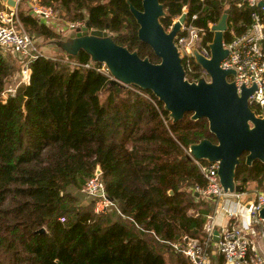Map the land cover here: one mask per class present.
<instances>
[{
	"label": "trees",
	"instance_id": "16d2710c",
	"mask_svg": "<svg viewBox=\"0 0 264 264\" xmlns=\"http://www.w3.org/2000/svg\"><path fill=\"white\" fill-rule=\"evenodd\" d=\"M40 1L158 60L138 39L126 0ZM130 1L141 6V0ZM160 1L164 27L183 12H197L196 23L206 25L227 8V39L249 21V6L235 0ZM16 9L31 36L59 37L21 2ZM10 56L0 47V91L15 72ZM86 62L83 50L38 54L30 61L29 83L0 100V264H192L165 241L199 236L213 211L208 199L195 196L204 178L182 148L202 137L215 141L206 118L186 113L173 122L150 90L112 83L97 69L100 63ZM193 67L191 80L202 76L201 67ZM97 167L115 204L100 213L82 190ZM255 169L241 161L235 176L255 178Z\"/></svg>",
	"mask_w": 264,
	"mask_h": 264
},
{
	"label": "water",
	"instance_id": "95a60500",
	"mask_svg": "<svg viewBox=\"0 0 264 264\" xmlns=\"http://www.w3.org/2000/svg\"><path fill=\"white\" fill-rule=\"evenodd\" d=\"M2 1L8 6L16 5V0ZM262 2L259 1V4ZM126 3L137 24L138 39L149 45L158 57L157 61H152L147 55L140 56L136 50L115 42L108 30L90 28L87 22L80 29L48 42L65 55H76L83 50L91 62L104 63L112 83L150 90L161 101L173 122L186 113L191 119L205 117L215 141L202 137L189 143L188 156L199 160H217L218 176L224 191L242 190L243 186L235 179L240 156L245 153L247 163L255 158L264 160V110L262 115H256L248 104L247 96L255 88L254 85L237 91L234 82L228 79L234 69L219 66L220 60L227 54V49L223 47V33L227 28L228 9H224L212 26L208 42L210 57L202 56L193 48L194 61L203 67L206 75L191 80L185 76L174 44V37L186 13H181L166 30L160 21L165 14L160 0H141L140 7L130 0ZM95 173H100L98 167ZM195 195L198 192L195 191ZM259 216L264 221V206L259 210ZM38 230L44 231V227Z\"/></svg>",
	"mask_w": 264,
	"mask_h": 264
},
{
	"label": "built area",
	"instance_id": "2783aa9c",
	"mask_svg": "<svg viewBox=\"0 0 264 264\" xmlns=\"http://www.w3.org/2000/svg\"><path fill=\"white\" fill-rule=\"evenodd\" d=\"M259 1L261 0H235L238 7L244 4L249 6V21L242 31L232 33L227 39L223 38V47L227 49V54L220 60L219 66L234 69L235 72L230 74L228 79L234 82L237 91L243 87L255 86L248 94L247 100L255 114L260 116L264 110V0L262 4H259ZM28 2L29 12L47 24L59 14L56 7L40 0ZM197 14L194 12L189 17L186 15L174 37L186 78L187 73L195 70L193 64H197L194 61L193 48L202 56L210 57L208 42L211 38L208 35H212V26L216 21H207L206 25H200L196 23ZM85 23L80 19L72 20L63 26L61 31H74ZM21 26L16 5H7V8L0 10V47L3 52L12 51L22 59L19 80L15 88L19 84L29 83L30 61L40 54L32 44L30 35ZM170 27L171 24L165 29L169 30ZM84 65L90 66L93 62L89 60ZM199 66L202 76L206 75L203 67ZM97 69L111 77L104 63H100ZM2 92L4 87L0 93ZM182 148L188 155V147ZM193 159L204 178V182L196 184L193 189L198 195L215 203L213 212L207 215L201 228L202 234L199 236L183 234L180 238L165 242L173 250L187 256L192 264H210L212 242H215L224 264H264V258L256 242V237L260 233L264 236V221L259 216V210L264 206V191L250 189L225 192L218 176V161ZM82 190L94 198L93 209L97 213L105 212L115 205L106 195L104 182L99 173L90 176ZM250 191L254 198L249 196ZM216 215L220 217L217 221Z\"/></svg>",
	"mask_w": 264,
	"mask_h": 264
},
{
	"label": "rangeland",
	"instance_id": "374dc122",
	"mask_svg": "<svg viewBox=\"0 0 264 264\" xmlns=\"http://www.w3.org/2000/svg\"><path fill=\"white\" fill-rule=\"evenodd\" d=\"M22 4L26 9H28V6L25 2ZM176 18H174V20H176ZM69 21H72V20H69L68 17H66V16L63 18L62 16H60V14H58L57 16H55L54 18H52L50 20L48 25L57 32L59 37H64L71 32V31H61L63 29V26H65ZM21 25H22L21 26L22 29L26 31L22 22H21ZM30 37L32 39V44L36 47L38 53L46 55V56H52V57H56L57 54L60 53L53 44L48 42L51 39H45L43 36L33 37L30 35ZM5 53L11 54L10 58L15 65V72L9 79H6V82L3 85L4 92L0 93V99H2V100H5L8 97V95L14 91L13 88H15V86L17 85V81L19 80V70H20V65L22 62L21 56L17 55L16 53H14L12 51H7ZM63 59L67 60V61L71 60L70 62L73 63V59H69L68 57H64ZM102 97H103V95H102ZM246 187H248V188L253 187L252 191L255 189L257 191L258 188L260 189V187L258 185H256L254 181L249 180V179L246 183ZM213 207H214V205H213ZM188 212L189 213L192 212L191 208L188 209ZM256 242L258 244V250L264 258V250H263L264 249V236L261 235V233L259 236L256 237Z\"/></svg>",
	"mask_w": 264,
	"mask_h": 264
},
{
	"label": "flooded vegetation",
	"instance_id": "af4514ba",
	"mask_svg": "<svg viewBox=\"0 0 264 264\" xmlns=\"http://www.w3.org/2000/svg\"><path fill=\"white\" fill-rule=\"evenodd\" d=\"M91 28V27H90ZM244 162L247 166H249L250 168H252V169H255V167H259L258 165H260L261 167H262V169H263V171H264V160H261V159H258V158H255V159H253L250 163H247L246 161H245V153H243L241 156H240V161H239V163L240 162ZM256 162H259V164L258 165H256L255 163ZM238 163V164H239ZM237 164V165H238ZM237 167V166H236ZM262 171V172H263ZM256 173V174H255ZM252 174L254 175V177L255 178H252V179H249V180H252V181H254L255 182V184L256 185H258L259 187H260V189L258 188V190H262V191H264V185H263V181H264V177H261V176H263L260 172H259V170H252ZM260 177H261V184L259 183V179H260ZM235 179H236V183H239V184H241L242 186H243V188H242V190H250V189H252L253 187H250V188H248V187H246V183H247V181H248V178H247V175H242L241 177H239V178H236V176H235ZM245 179V180H244ZM251 198H254V196L253 195H249Z\"/></svg>",
	"mask_w": 264,
	"mask_h": 264
},
{
	"label": "crops",
	"instance_id": "0c3cea01",
	"mask_svg": "<svg viewBox=\"0 0 264 264\" xmlns=\"http://www.w3.org/2000/svg\"><path fill=\"white\" fill-rule=\"evenodd\" d=\"M2 1V0H1ZM3 2V1H2ZM18 2L20 3L21 2V5H23L22 3H26L27 4V6H28V8H29V2H28V0H18L17 2H16V7H17V4H18ZM5 5H6V3L5 2H3ZM7 6V5H6ZM249 195H252V192L250 191L249 193H248ZM195 196H197V197H201V198H203L201 195H195ZM203 199H205V198H203ZM208 201H209V203L210 204H212V205H214L215 206V203L212 201V200H209L208 199ZM213 209H214V207H213ZM192 210V212H193V209H191ZM213 212V211H212ZM211 212V213H212ZM211 213H209V214H211ZM218 218H220L219 217V215H216L215 216V220L217 221V219ZM207 219V218H206ZM216 230V229H215ZM200 234H202L201 233V230H200ZM264 250V249H263ZM210 255H211V260H210V264H224V261H223V258H222V256L219 254V252L217 251V249H216V245H215V242H212V244H211V246H210Z\"/></svg>",
	"mask_w": 264,
	"mask_h": 264
}]
</instances>
